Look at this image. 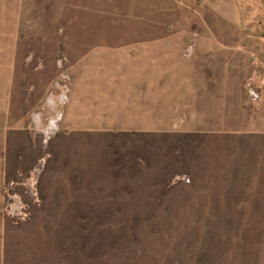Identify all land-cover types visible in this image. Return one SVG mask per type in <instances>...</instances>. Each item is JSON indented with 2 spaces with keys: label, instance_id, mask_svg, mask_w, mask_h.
<instances>
[{
  "label": "rangeland",
  "instance_id": "1",
  "mask_svg": "<svg viewBox=\"0 0 264 264\" xmlns=\"http://www.w3.org/2000/svg\"><path fill=\"white\" fill-rule=\"evenodd\" d=\"M243 39L264 40V0H0V264H264L258 126L225 104L192 135L56 118L93 51Z\"/></svg>",
  "mask_w": 264,
  "mask_h": 264
},
{
  "label": "crops",
  "instance_id": "2",
  "mask_svg": "<svg viewBox=\"0 0 264 264\" xmlns=\"http://www.w3.org/2000/svg\"><path fill=\"white\" fill-rule=\"evenodd\" d=\"M131 43L93 51L77 67L56 111L57 128L60 123L68 132L192 135L207 132L196 119L225 104L228 127L243 119V126L264 133L263 39ZM255 118L258 123H246Z\"/></svg>",
  "mask_w": 264,
  "mask_h": 264
}]
</instances>
